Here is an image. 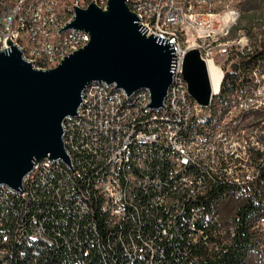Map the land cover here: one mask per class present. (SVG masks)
Returning a JSON list of instances; mask_svg holds the SVG:
<instances>
[{
    "label": "trees",
    "instance_id": "16d2710c",
    "mask_svg": "<svg viewBox=\"0 0 264 264\" xmlns=\"http://www.w3.org/2000/svg\"><path fill=\"white\" fill-rule=\"evenodd\" d=\"M236 1L241 18L230 36L244 30L252 46L240 57L238 70L226 73L221 97L213 102L212 118L193 122L187 131L216 129L234 108L232 98L264 82L258 78L264 76V36L254 33L255 23L262 26L264 20V0ZM261 118L260 112L236 116L242 127L249 120L259 124ZM149 158L146 172L135 171L136 184L141 178L144 183L129 187L126 216L121 219L102 210L103 199L95 190L89 198L81 197L87 210L75 205L79 190L93 183L92 169L71 182L70 187L78 191L75 195L57 196L44 189L27 205L29 211L16 215L11 209L3 221L4 232L12 235L35 215L50 242L11 239L5 251L0 243V264H264V163L260 162L264 152L257 151L254 158L256 179L243 186L190 166L186 173L196 174L205 187L203 194L190 200L172 194L175 180L169 176L167 153L154 150ZM65 173L57 175L53 187ZM155 183L162 192L168 191V200L159 205L153 203V193H146Z\"/></svg>",
    "mask_w": 264,
    "mask_h": 264
},
{
    "label": "built area",
    "instance_id": "2783aa9c",
    "mask_svg": "<svg viewBox=\"0 0 264 264\" xmlns=\"http://www.w3.org/2000/svg\"><path fill=\"white\" fill-rule=\"evenodd\" d=\"M105 1L24 0V3L17 9H10V0H0V10L1 3H8L5 17L0 18V51L9 50L10 43H12L22 53L23 48H31L32 51L38 52L37 61L27 60L33 66L57 63L58 56L82 41V30H80V35H73V41H61L58 32V19L67 18V13H69V9H72V6H80V9L89 8L93 4L97 5L105 3ZM128 3L137 14H142V10H150L151 20L138 21L141 31L147 37H155L159 43L170 46L173 52L171 72L173 77L182 78V85L186 86L187 82L181 74V65L185 64L188 51H176L175 48H172L171 39L156 36L153 30L149 29V22H156L158 11L169 12L170 23L172 21L183 22L186 40L198 38L199 41H202V48H200L202 56L208 60L209 37L224 36L229 28L237 24V19L241 18V12L237 8L218 9L216 7L217 0H128ZM71 24L67 23L65 31H68V25ZM249 44H251V39L247 35L246 47L224 51L219 55L220 66L217 67L222 73L223 81L225 67H232V71H237L240 67V57L248 53ZM169 93L170 88L166 99L169 97ZM95 97H100V94L95 92L93 98ZM184 97L186 96H181L176 101V110H173V114L184 119L186 127H189L194 122V117L191 110L185 107ZM232 99H234V109L229 110V115H225L222 125L212 129V134H204V140H192V136L182 138V131L175 127L164 130V139H156L155 128H161V123L158 126H147V119L151 117L142 114V102L135 109L118 111V106H114L113 102L108 101V98H102V109L100 112H96L95 118H88L86 124H79L75 127L78 131V145H75V150H79L81 153L79 167H72L71 174L60 176L57 186L53 187V180L57 175L63 174L61 167L50 166L49 159L34 165L32 170H37V185L35 186L37 196L38 191L44 189L53 190L57 196L62 194L64 189H71V193L75 195L78 191L75 187H70L71 182L81 178V174L92 169V172L95 173L96 184L79 190L75 205L84 211L87 210L88 205H81V197L88 198V190H98L102 194V210L108 208V204L114 196H121L118 211L116 214H112V218L121 219L126 216V201L129 197L131 179H136L138 176L135 171L144 173L149 169L147 160L150 159L154 150L167 153L171 164L169 176L175 180L172 194L177 199L190 200L205 192L203 180L194 173H186L190 166L208 169L230 184L245 185L253 182L256 179V169L255 176L246 177L244 168H235V161L248 160L250 149L253 146L264 147V141L253 142L250 137L244 138L246 130L236 129L233 125V118L234 115L247 114L248 108H258L261 109L262 118L259 120V124L254 125L260 127V122L264 121V83H256L255 90ZM205 111H207V107H202L201 113ZM228 118H231V122L227 125ZM260 131L264 132V129H260ZM131 136H140V143H136L135 149H128ZM143 139H151L156 142V149H143ZM182 141H190V151H183ZM125 150H132L131 168H129L128 174H121L120 159L121 155L125 154ZM69 158L68 166H72V155H69ZM222 167H229V174H222ZM143 183L144 180L141 178L140 186L137 187H142ZM158 186L155 183V187ZM21 189V198H7L0 194V240L4 241V251L5 228L3 221L8 218L9 210L18 209L19 215L24 211H29L26 209V199L30 197L24 195L23 186ZM146 193H152V188L146 190ZM167 193L168 191L162 192L159 189V194H153V203L159 205L166 202L168 200ZM30 220H37V217L32 215ZM30 220L26 226H20V237L23 231H34L36 234V230H30ZM38 228H44L40 221ZM44 242H50L47 234Z\"/></svg>",
    "mask_w": 264,
    "mask_h": 264
},
{
    "label": "water",
    "instance_id": "95a60500",
    "mask_svg": "<svg viewBox=\"0 0 264 264\" xmlns=\"http://www.w3.org/2000/svg\"><path fill=\"white\" fill-rule=\"evenodd\" d=\"M69 28L89 33L91 40L54 69H36L12 43L0 51V185L15 191L36 163L70 164L63 125L77 114L87 86L117 84L128 95L149 90L150 107L159 109L172 85L170 46L141 31L126 0L77 10ZM184 78L191 97L208 107L212 87L198 50L188 53Z\"/></svg>",
    "mask_w": 264,
    "mask_h": 264
},
{
    "label": "bare ground",
    "instance_id": "6f19581e",
    "mask_svg": "<svg viewBox=\"0 0 264 264\" xmlns=\"http://www.w3.org/2000/svg\"><path fill=\"white\" fill-rule=\"evenodd\" d=\"M108 2L109 0H106L105 3L97 4V6L102 9H106ZM23 3L24 0H10V9H17ZM126 3L129 6L128 0H126ZM129 8L136 15L138 21L151 20L150 10H142V14H137L135 13V10L132 9L130 6ZM86 9L88 8L80 9V6H72V9H69V13H67V18L58 19V32H59V39L61 41L70 42L73 41V35H80V30L69 28L70 25H68V31H65V29L67 28V23L73 22L77 10H86ZM5 11H8V3H1L0 18L5 17ZM238 20L239 19H237V22ZM235 25L236 24H234L232 28ZM232 28H229L224 36L209 37L208 60H205V58H203L202 56V51L200 49L202 48V41H199L198 38H188V40H186L185 29H183V22L172 21L170 23L169 12L158 11V19H156V22H149V29L153 30V33H155L156 36H161L166 39H171L172 48H175L176 51H188L189 53L192 50H198L202 61L205 62L206 64L209 81L212 87V100L210 105L207 107V111L201 113L202 106H200L191 97L189 89H187L189 88L188 84L187 86L182 85V78L179 77H173L172 85L170 86L169 97L165 99V105H163V107L159 109H153L150 107L152 100H151V93L149 90H141L138 93L128 95L126 91L123 88L118 87L117 84H108L106 82H94L91 85L87 86V88L83 91L82 102L80 104V107L78 108L77 114L73 117L67 118L63 125L64 144L68 155H72V166H68L67 163H65L63 160L60 159H56V160L49 159L50 166L61 167V173H65V168H66L69 173L67 172L65 174H71L72 167L80 166L81 153L79 150H75V145H78V131L76 130L75 127L78 126L79 124H86L88 118H95L96 112H100L102 109V98H108V101L113 102L114 106H118V111H127L128 109H135L136 106L140 104V102H142V114L151 117L147 119V126H158V124L161 123V128H155L156 139H164L165 138L164 130L172 129V127H175L179 131H182V138H190L192 136V140H204V134H212L211 128L210 130L206 129L205 131H203V133L192 132L190 129L187 131L188 127H186V123L184 119L178 117V115L173 114V110H176V101L178 100V98L181 96H186L184 97V104L187 109L191 110V113L194 117V122H201L200 119L203 117H205V122L209 121L212 118L214 112L212 111L213 102L214 100L219 99L221 97V87L223 83L222 73L220 69L217 67L219 65L216 63L215 56L216 53L222 54L224 51L229 50L230 42L219 43V40L220 39H223V41L228 40ZM90 40L91 37L89 33L82 31V41H79V44L68 49L62 55L58 56L57 63L41 64V66H34V67L39 70L54 69L58 67L66 57L70 56L71 54L87 46ZM23 54L26 60L28 61L38 60V52L32 51L31 48H23ZM227 72H229V70L228 68L225 67L224 79ZM181 74H183L184 76V65H181ZM95 92L97 94H100V97L93 98ZM253 109L255 108H248L247 112H250ZM226 115H229V112ZM234 118H233V123L234 121H237L236 117ZM162 119H168V120H162ZM219 125H222V121L220 122ZM219 125H217V127ZM235 128L240 130L244 129L242 128L241 124L235 126ZM189 131H191L192 133H189L187 137L186 135L188 134ZM259 138L253 137L252 141L260 142L261 140H259ZM136 143H140V136H131V140H129L128 142V149H135ZM142 148L156 149V142L152 141L151 139H143ZM182 149L183 151H190V141H182ZM257 151L264 152V149L261 146H253L249 151L248 160L235 161V168H244V176L246 177L255 176V167L253 164ZM131 160H132V150H125V154H122L120 159L121 174H128L129 168H131ZM260 162L264 163V158L263 160H260ZM222 174H229V167H222ZM92 184H96V177H93ZM36 185H37V170H31L23 180L24 195L26 197H30L26 199V209L28 210L29 207H27V205H29L30 202L33 203V201H35L37 198V192L35 189ZM133 185L140 186V183L136 184V179H131V186ZM237 186H243V185H237ZM91 191L92 190H88V198L90 196ZM95 191L103 199L102 194H100L98 190ZM64 192H66V195H70L71 189H64ZM152 193L159 194V189L157 187L152 188ZM0 194L6 196L7 198H21L22 189L19 191H15L5 185H0ZM86 203H87L86 201L81 200V205H86ZM120 203H121V196H114V198L110 200L108 204V208H103V210L107 213H110L112 217V214L117 213ZM12 210L16 215H19L18 209H12ZM37 227H39V221L30 220V230H36V234L34 233V231H23L20 237L19 225L13 231L12 235L4 232L5 244L8 243L11 239H15L18 242L28 241V240L44 241V239H46V236L44 235V228L37 229ZM0 243L4 244V241L0 240Z\"/></svg>",
    "mask_w": 264,
    "mask_h": 264
},
{
    "label": "rangeland",
    "instance_id": "374dc122",
    "mask_svg": "<svg viewBox=\"0 0 264 264\" xmlns=\"http://www.w3.org/2000/svg\"><path fill=\"white\" fill-rule=\"evenodd\" d=\"M236 0H230V1H226V0H217L216 3V7L218 9H221L223 7H236ZM238 9V8H237ZM239 10V9H238ZM239 24V22H238ZM255 28H254V33L261 35L262 37L264 36V20L260 21V24H262V26H259V23H255ZM235 29L237 28V25L234 27ZM225 42H230V46H229V50L232 49H242L244 47H246V43H247V35L244 32V30H239V31H235L232 36L228 37V40L223 41V39L219 40V43H225ZM252 45L249 44L248 47H251ZM220 54L216 53V63L220 66ZM222 62H224V60H222ZM228 68V70L232 69V67H226ZM261 80H264V76H260L258 77ZM264 83V82H263ZM254 110V111H253ZM252 111H250L249 113H255V112H260L261 113V109L255 108ZM237 115H234V117H236ZM235 119V118H234ZM231 122V118H228L226 120V124ZM240 122L234 121L233 125L237 126L239 125ZM243 124V123H242ZM255 122H253V120H249L247 121L245 124H243V127L246 131L245 134L243 135L244 138L250 137H262V139H264V132H261L260 129H264V121L260 122V127L254 125ZM228 125V124H227ZM247 127V128H246ZM243 129V130H244ZM252 136V137H251ZM259 140H261L259 138ZM261 142V141H260ZM264 149V147H262Z\"/></svg>",
    "mask_w": 264,
    "mask_h": 264
}]
</instances>
